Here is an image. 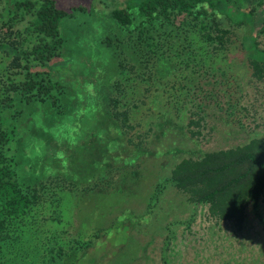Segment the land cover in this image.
I'll use <instances>...</instances> for the list:
<instances>
[{
  "label": "trees",
  "instance_id": "obj_1",
  "mask_svg": "<svg viewBox=\"0 0 264 264\" xmlns=\"http://www.w3.org/2000/svg\"><path fill=\"white\" fill-rule=\"evenodd\" d=\"M99 1L100 9L80 3L67 10L55 0L11 1L0 37V264H95L118 248L112 235L138 218L116 198L125 193L150 215L172 186L237 230L264 194V138L183 157L148 202L141 190L148 177L136 169L151 154L154 119L163 120L158 100L145 95L166 93L180 110L169 98L176 89L170 58L181 71H214L240 47L253 74L264 75L257 38L264 37V12L255 31L254 8L264 0ZM95 13L110 32L92 46L67 26ZM69 46L89 58L68 56ZM96 46L113 59L106 69L96 65ZM69 64L80 74L67 80L60 70Z\"/></svg>",
  "mask_w": 264,
  "mask_h": 264
},
{
  "label": "rangeland",
  "instance_id": "obj_2",
  "mask_svg": "<svg viewBox=\"0 0 264 264\" xmlns=\"http://www.w3.org/2000/svg\"><path fill=\"white\" fill-rule=\"evenodd\" d=\"M11 1L0 0V37L6 32L3 24L11 9ZM55 1L65 10L80 3L99 9L102 7L99 0ZM252 6L248 2L243 9ZM254 8L258 10L257 31L261 13L264 12V1L263 4H255ZM80 18L67 28L77 30L85 41L94 43L92 46L97 39L109 34V25L96 13L85 19ZM257 38L259 48L264 50V37ZM85 44L82 43L83 49H87ZM94 50L99 54L96 65L108 68L110 63L106 61L113 62L111 55L97 46L93 47ZM233 50L226 62L218 64L214 71L203 67L195 70V73L191 69L181 71L178 68L181 65L179 60L169 59L171 63L168 66L174 76L169 78V82L176 86L169 98L175 97L179 102V112L165 100L163 95L166 93L153 90L155 94L148 92L145 95L146 98L152 96L158 100L154 105L155 112H162L163 118L162 122L158 117L151 120L160 123L154 131L156 136L153 134L148 145L151 154L146 156L148 159L144 163L136 164V169L140 168L143 175L148 177L141 188L143 197L148 194L147 202L152 197L153 186L167 177L173 165L183 157L197 158L208 151L229 149L243 145L252 138H264V75L259 78L253 74L240 47ZM81 53L75 51L73 46L66 48L68 56H76L80 61L89 58V55ZM77 68L78 64L65 65L60 75L69 80L70 73L80 74ZM143 102L145 104L146 101ZM142 109L146 113L144 119L149 121L151 108L145 104ZM134 125L137 126L136 123ZM193 131L196 134L190 138ZM156 154L157 158H154ZM125 194L116 198L125 201L120 203L134 210L138 218L125 222L126 227L117 235H112L114 240L120 242L118 248L110 250L106 257L98 258L95 264H264V194L257 208L247 209L240 230L230 222L211 219L207 206L187 202L186 196L172 186L158 195L159 201L150 215L140 214L145 212L146 207L145 203L138 202L135 194ZM75 224V227L79 225L77 222ZM68 229L71 231V227Z\"/></svg>",
  "mask_w": 264,
  "mask_h": 264
}]
</instances>
